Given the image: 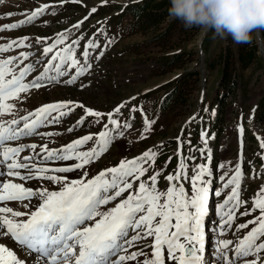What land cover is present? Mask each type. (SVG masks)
I'll return each instance as SVG.
<instances>
[{
    "label": "snow or ice",
    "instance_id": "6c2138e0",
    "mask_svg": "<svg viewBox=\"0 0 264 264\" xmlns=\"http://www.w3.org/2000/svg\"><path fill=\"white\" fill-rule=\"evenodd\" d=\"M63 2L65 0H61ZM71 2L81 3L82 0ZM49 7V4L35 7L26 19L0 26V32L34 23ZM96 11L97 8L92 7L84 20L72 27L79 32ZM50 15L55 16L56 12ZM105 32L106 29L101 28L90 38L85 39L81 34L71 39L72 31L66 29L56 33L50 44L47 43L48 38H36V43L43 47L34 63L24 65V61L33 55L27 51L0 59V117L14 115L16 106L9 101L21 99L22 93L48 85H75L91 71L93 59L99 61L105 55L107 46L113 43L110 39L106 40V44L99 42L98 37ZM28 39L16 38L0 44V54L15 48H31L32 45L26 43ZM81 41L85 43L78 56ZM38 66H42L39 71ZM34 71L37 75L25 82ZM76 108L84 113L76 121V126H83L87 117H94L102 130L75 139L60 149H50L47 142L39 146L35 143L9 145V142L34 136H39L41 140L55 136V132L39 130L60 124L62 118ZM125 108L129 115L121 124L116 117L123 116L122 109ZM135 113L141 116L140 138H147L145 134L152 131L155 121L148 118L146 109L130 102L121 103L105 114L76 101H59L41 105L19 119L0 121V203L28 201L23 207L32 209L24 212L0 206V264H127L128 261H137V264H166V261H175V264H264V256L261 255L264 253V187L252 199L251 208L241 213L242 216L254 212L259 214L235 229L239 232L253 225L247 234L239 237L235 244L233 240L219 238L213 242V235L223 236L231 229L236 213L248 203L241 200V182L245 175L241 163H237L230 178L223 175L217 177L230 194L215 210V215L219 216L215 222L218 232L211 229L213 221L208 220L211 234L206 235L210 195H222L221 191L213 188L212 152L207 147L213 137L206 130L201 131L205 147L196 149L206 163H193L191 175L188 161H195L196 158L183 155V142L180 136L176 137L178 163L176 169L164 177L168 183L165 190H158V178L166 169L154 172L147 180L141 179L155 165L157 151L151 149L139 157L122 159L117 166L88 178L85 166L98 160L116 136H123L126 130L133 128ZM74 130V127L66 129L69 133ZM238 133L241 138L239 159L242 161L243 126L239 127ZM90 141L92 146L82 150ZM259 143L264 150V140H259ZM38 147L39 152L36 151ZM26 151L31 154L21 156ZM260 158L264 167V152ZM171 159L169 157L167 163H171ZM69 160L75 163L54 168L46 166L50 161ZM221 168L223 164L218 163L217 170ZM77 170H82L78 178L57 175ZM7 177L24 182L49 181L57 187L55 190L46 186L25 187ZM184 182L190 185V191ZM125 193H128L127 196H124ZM21 217L27 218L19 219ZM4 237L15 247L4 243ZM148 238H152L150 244L129 252L137 242ZM230 246L231 257L228 252ZM145 248L150 249V253ZM138 257L144 258L138 260Z\"/></svg>",
    "mask_w": 264,
    "mask_h": 264
},
{
    "label": "rangeland",
    "instance_id": "374dc122",
    "mask_svg": "<svg viewBox=\"0 0 264 264\" xmlns=\"http://www.w3.org/2000/svg\"><path fill=\"white\" fill-rule=\"evenodd\" d=\"M136 1L141 0H107V3H104V0H82L81 3H72L71 0H65L63 3L61 0H0V26L18 23L26 19V15L30 14L35 7L42 4L50 5L46 13L34 23L16 30L0 32V44H6L11 39L28 37L26 43L32 45L31 48H15L8 53L0 54V59L18 56L21 51H27L33 55H30L29 60L24 61V65L34 63L43 47L36 43V38H48L47 43L50 44L55 39L56 33L66 29H71V39L81 34L87 39L96 34L98 29L104 28L106 32L98 37L99 42L106 44L107 39L113 41L107 46L105 55L99 61L93 59L91 71L81 77L75 85H48L22 93L21 99L9 101L16 106L14 115L0 117V121L19 119L41 105L69 100L82 103L86 107L105 114L126 102L143 107L147 111L148 118L155 121L152 131L145 134L147 138H140L141 133L138 129L141 127V116L135 113V120L132 121L133 128L126 130L123 136H116L107 151L98 160L86 165L85 170L88 171V178H91L101 170L117 166L122 159L139 157L144 151L151 149L157 151V159L155 165L150 167L146 176L141 179L147 180V177L154 172L166 169L158 178V190H165L168 187L164 177L177 167V136H180L183 142V155L196 158L195 161H188L190 175L193 163H206L200 152L196 151L198 148L205 147L201 141V131L206 130L209 136L213 137L209 139L207 145L212 152L213 188L222 193L220 196L210 195L209 217L205 221L206 235L211 234V229L218 232L215 222L219 220V216L215 215V210L217 205L230 194V190L224 189L217 177L223 175L225 178H230L234 174L237 163H241L245 173L241 182V200L248 203L236 213V219L225 235L219 237L213 235V242L219 238L233 240L235 244L238 238L246 235L253 225L239 232H235L236 227L259 214L254 212L252 215L242 216L241 213L251 208L252 199L260 188L264 187V167L261 165L260 158L264 150L260 148L259 143V140H264V125L255 119L257 104L264 97V57L259 53L256 31L254 35L257 57L243 69L237 65V43L231 36L225 39L214 36V30L205 44L203 43L205 34L202 36L200 28L185 29L179 19L165 35L166 28L174 19L171 17L144 32L127 30L129 18L127 15L119 16V13L126 5ZM92 7H96L97 11L89 16L78 32L72 26L84 20ZM53 11L56 12L55 16L50 15ZM9 14L10 18H8ZM120 27H123L124 31L119 34L117 30ZM84 43L85 41H81V48L77 50L78 56ZM262 47L264 48L263 42ZM219 54L222 56L217 59ZM215 59L217 62L214 68L208 67L209 63ZM223 67L226 71V78L222 82L220 79ZM41 69L42 66H38L37 71ZM37 71L28 76L25 82L33 79ZM193 73L197 74L192 75ZM180 75L184 77L180 85L178 84L181 86L178 89V97L167 101V110L160 113L156 109L157 104L162 101L171 87H165V85ZM232 80L237 88L234 94L228 90ZM133 97L135 99H132ZM122 112L123 116L116 117L121 124L129 115L127 108L122 109ZM83 114L82 109L76 108L69 116L62 118L60 124L39 130L55 132L56 135L51 138L46 137L45 140H41L39 136H34L9 142V145L35 143L39 146L47 142L50 149H60L84 135L99 133L102 127L96 123L94 117H87L83 126H76V121ZM240 126L244 128L242 161L239 159L241 138L238 129ZM68 127H74L75 130L69 133L66 131ZM92 144L93 142L90 141L82 150H86ZM36 151L39 152L40 148L38 147ZM30 154L26 151L21 153V156ZM169 157L172 158L171 163H167ZM73 163L75 162L71 160L50 161L46 166L54 168ZM218 163L223 164L220 170H217ZM145 167L149 166L145 165ZM81 171L58 173L57 175L73 179L78 178ZM17 183L34 188L46 186L50 190H55L57 187L49 181L24 182L17 179ZM184 183L190 191V185L187 182ZM127 194L125 193L124 196ZM11 203L14 207L8 206ZM8 204L6 206L13 207L14 210L24 212L32 210L24 208L23 202H9ZM208 220L213 221L211 229L208 227ZM151 241L152 238L139 241L129 249V252L137 251L144 245L150 244ZM7 244L12 246L13 242L8 240ZM144 250L150 253V249L145 248ZM228 252L231 257L233 255L231 246ZM261 255L264 256V253ZM165 256H167L166 250ZM143 258L138 257V260ZM127 264H137V261H128ZM166 264H175V261H166Z\"/></svg>",
    "mask_w": 264,
    "mask_h": 264
},
{
    "label": "clouds",
    "instance_id": "9594fccd",
    "mask_svg": "<svg viewBox=\"0 0 264 264\" xmlns=\"http://www.w3.org/2000/svg\"><path fill=\"white\" fill-rule=\"evenodd\" d=\"M169 16L185 29L198 27L202 34L214 30L221 39L251 43L252 33L264 28V0H170Z\"/></svg>",
    "mask_w": 264,
    "mask_h": 264
},
{
    "label": "trees",
    "instance_id": "16d2710c",
    "mask_svg": "<svg viewBox=\"0 0 264 264\" xmlns=\"http://www.w3.org/2000/svg\"><path fill=\"white\" fill-rule=\"evenodd\" d=\"M171 7L170 0H141L132 2L128 5H126L122 11L119 13V16H128V22L129 27L127 30L133 29L134 32H144L150 27L156 26L159 23L163 22L164 20L170 18L169 16V8ZM177 19H172L170 21V25L166 28L165 35L171 30L172 27L176 24L175 22ZM120 33H122L123 27H120L117 30ZM212 30H209L208 33L204 36L203 43L205 44L208 36ZM260 33V39L263 42L264 45V28H261L259 30ZM163 34V33H161ZM160 34V35H161ZM255 41V35L254 32L252 33V41L251 43H240L237 44V65L240 68H246L248 67L257 57V46ZM222 55L219 54L217 56V59L220 58ZM217 59L210 62L208 67L214 68ZM197 73H193L192 75H196ZM184 75H180L177 78H175L173 81L169 82L165 85V87H170L169 92H167L162 99L160 103L157 104L156 109L160 111V113H163L167 110L166 102L170 99H175L178 97V89H180L181 86V80L183 79ZM226 78V71L223 67L222 69V75L220 81H224ZM179 84V85H178ZM236 84L232 80V82L228 86V90L231 94H234L236 90ZM255 119L264 125V97L259 101L257 104L256 110H255Z\"/></svg>",
    "mask_w": 264,
    "mask_h": 264
},
{
    "label": "bare ground",
    "instance_id": "6f19581e",
    "mask_svg": "<svg viewBox=\"0 0 264 264\" xmlns=\"http://www.w3.org/2000/svg\"><path fill=\"white\" fill-rule=\"evenodd\" d=\"M7 178H8V180H11L12 182L17 183V179H18V178H13V177H7ZM8 203H9V202H3V203H0V206H6ZM26 203H27V201H26ZM23 204H24V201H23ZM8 206H13V205H12V203H11V204H8ZM13 207H14V206H13ZM13 207H12V208H13ZM27 212H29V211H27ZM8 240H9V239H8L7 237H4V238H3V242L6 243V244H7ZM7 245L11 246L10 244H7ZM11 247L14 248V247H15L14 244H12Z\"/></svg>",
    "mask_w": 264,
    "mask_h": 264
},
{
    "label": "water",
    "instance_id": "95a60500",
    "mask_svg": "<svg viewBox=\"0 0 264 264\" xmlns=\"http://www.w3.org/2000/svg\"><path fill=\"white\" fill-rule=\"evenodd\" d=\"M202 36H204V34H202ZM256 36H257V39H258V49H259V53H261V55L264 57V48L262 47V42L260 40L259 29L256 30Z\"/></svg>",
    "mask_w": 264,
    "mask_h": 264
}]
</instances>
